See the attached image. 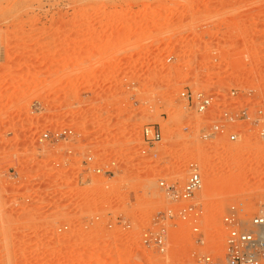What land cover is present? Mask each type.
Returning <instances> with one entry per match:
<instances>
[{"label":"rangeland","instance_id":"374dc122","mask_svg":"<svg viewBox=\"0 0 264 264\" xmlns=\"http://www.w3.org/2000/svg\"><path fill=\"white\" fill-rule=\"evenodd\" d=\"M183 90H236L253 121L202 141L212 117ZM148 125L160 140L141 154ZM59 127L75 138L43 137ZM189 162L205 243L171 221L161 255L140 235L178 205L159 179L181 187ZM230 206L264 212V0H0V264H196L222 255Z\"/></svg>","mask_w":264,"mask_h":264},{"label":"built area","instance_id":"2783aa9c","mask_svg":"<svg viewBox=\"0 0 264 264\" xmlns=\"http://www.w3.org/2000/svg\"><path fill=\"white\" fill-rule=\"evenodd\" d=\"M236 90H231L227 95L218 97L211 93L200 91L183 90L180 98L186 106L192 108L198 115H210L211 121L200 132L202 141L211 142L218 137L224 136L227 141H236L242 135L239 130L244 125L250 126V106L247 101L239 99ZM241 101V103H240ZM43 137H49L54 141H67L75 138L72 128L59 127L49 132H44ZM160 140L159 129L154 125L144 126L140 132L141 145L138 152L144 154L146 148L153 149L154 143ZM93 156L81 159L80 164L85 167L87 161L93 160ZM107 165H99L93 170L101 174L109 173ZM159 188L173 202H177L174 208H167L156 212L150 225L140 235L141 244L152 249L158 254H166L169 250L167 240V225L171 221H181L189 224L192 236L197 245L205 243V236L197 226L199 205L195 202V196L202 189V178L199 165L189 162L187 165L186 178L181 187L173 182L159 179ZM248 226H247V225ZM112 224L109 223L108 226ZM114 225L125 228L127 221L120 215L114 218ZM222 228L225 230L223 238L224 248L220 256H212L209 253L196 255V264H264V212H257L251 216L248 222L241 223L237 218V210L230 206L222 217ZM156 264H182L179 259H170L165 263Z\"/></svg>","mask_w":264,"mask_h":264},{"label":"bare ground","instance_id":"6f19581e","mask_svg":"<svg viewBox=\"0 0 264 264\" xmlns=\"http://www.w3.org/2000/svg\"><path fill=\"white\" fill-rule=\"evenodd\" d=\"M85 10V9H84ZM80 11V10H79ZM82 60V59H81ZM79 62V61H78ZM223 155V154H222ZM210 161V160H209ZM209 161H207L206 160V162H205V164L207 165L208 163H210ZM204 165V164H203ZM94 253V252H93ZM73 254V253H72ZM71 253H70V255H72ZM90 257V256H89ZM109 262V261H108ZM110 263H112V264H115V263H117V261L115 260V259H110Z\"/></svg>","mask_w":264,"mask_h":264}]
</instances>
